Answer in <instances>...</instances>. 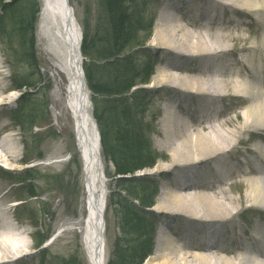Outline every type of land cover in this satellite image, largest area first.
Listing matches in <instances>:
<instances>
[{
	"label": "bare ground",
	"instance_id": "1",
	"mask_svg": "<svg viewBox=\"0 0 264 264\" xmlns=\"http://www.w3.org/2000/svg\"><path fill=\"white\" fill-rule=\"evenodd\" d=\"M225 1L229 2L226 6L224 3L220 5L213 1L198 0H164L162 3L165 10L172 8L176 12L172 18L169 15L160 18L156 23L152 37L156 50L173 52L170 49H176L180 53L196 54V67L188 72L205 76L193 78L174 74L183 73V66L187 62L183 57L176 60L174 53L164 52L167 57L159 59L162 60L163 68L159 69L150 84L159 92L166 84H171L188 92L197 91L199 96L195 98L196 108L192 109L193 98L188 97V94H163L162 99L167 98V102L176 108L169 112L163 110L165 138L161 147L168 152L170 163L166 167L158 165L153 172L146 174L151 176L159 173L166 177L165 187L159 195L155 209L165 221L161 223L162 228L169 229L175 238L160 237L158 254L144 264H264V165L255 152V159L247 157L249 152L246 150L233 152L232 140L236 138L237 132L222 129L223 123L228 124L229 120L218 126L213 125L214 120L217 121L226 111L224 104L219 102L223 97L247 96L250 106L244 111L246 126L242 132L249 136L246 142L240 140L237 144L252 142L256 146L264 147V97L257 88V82L264 81L261 59L259 73L256 71L257 63L253 59L249 61L251 72L243 66L240 70L244 76L242 82L226 80L228 66L235 64L233 61L230 64L221 62L227 54L235 58L246 51L254 57L262 48L241 43L249 41L251 35H256L258 31L247 32L250 31L247 29V37L240 31L244 29H230L235 34L226 33L214 37L205 33V36L199 34L195 37L186 24L177 23L179 16L184 17L188 12L192 14L195 10H200V17L197 19L207 29L215 24V19L219 22L225 20L226 25L238 24L235 22L237 18L234 19L233 15L229 14L230 10L238 15L242 13L234 7L235 5L244 7L255 15H264V0ZM40 2L37 25L40 67L50 84V112L57 133L61 135L48 159L52 164H69L68 162L76 159L80 168L78 198L74 203L75 198L72 200L71 214L61 220L59 235L68 234L70 240L78 241L86 264H106L104 215L108 191L98 130L91 116L90 96L84 81L82 29L68 0ZM206 2L213 10L206 7ZM193 18L196 19L194 16ZM252 22L254 23L249 25L255 26V21ZM263 24L261 22V25ZM236 59L238 57L234 59L236 63L242 64ZM0 89L6 91L8 88L0 86ZM15 100V95L11 92L0 91V110ZM234 102L233 100L232 105H236ZM1 116L2 114L0 118H3ZM7 128L8 125L1 126L0 135L3 132L6 134ZM7 143L14 148L17 145L11 135L0 138V167L10 170L22 169L16 161L10 162L14 157L5 151L4 146ZM260 154L264 157V152ZM159 157L162 161L168 160L163 154H159ZM4 179L5 185L0 186V208L5 206L14 194L10 190L3 194V189L11 182L10 179ZM229 181L231 183L228 185ZM212 182L218 184L214 188L218 189L211 190L209 194L206 188L210 187ZM244 183L245 195L239 199L228 197L225 189L242 191ZM73 185L77 188L75 182ZM75 195L73 192V196ZM245 202L249 206L243 213H250L248 215L251 217L244 222L233 220L234 210ZM11 209L5 210L4 214L0 211V264H25L30 259L29 245L22 237L25 232L10 233L16 230L18 225L6 220ZM233 252L239 255H222ZM41 256L44 257V253Z\"/></svg>",
	"mask_w": 264,
	"mask_h": 264
},
{
	"label": "rangeland",
	"instance_id": "2",
	"mask_svg": "<svg viewBox=\"0 0 264 264\" xmlns=\"http://www.w3.org/2000/svg\"><path fill=\"white\" fill-rule=\"evenodd\" d=\"M99 1L100 0H69L70 6L74 10L75 16L81 26L82 32L84 33L85 29V32H87L89 36H91V34L97 29L96 25L98 23ZM198 1H213L215 4L220 5L224 3L225 6L229 4V2L225 0ZM2 2V6L5 7L0 8V86L7 87L8 89L6 91H2L1 88L0 91L4 93L11 92L13 95H15L16 100L8 107L2 108L0 110V114L3 115L1 116L3 118H0V127L3 125H8V128L6 129L7 133L5 134L3 132L0 135V138L2 139L4 135L5 137L11 135L13 139L16 140L17 145L15 148L10 143H7L4 148L8 155L14 157V160L10 162L15 163L16 161V163L20 165L22 169H8V171H5V169H0V174L2 173V176L0 175V186L5 185L4 178H6L8 175L12 176V179H16L12 180L9 178L11 182L8 183L3 189V194H7L8 190L13 191L14 194L10 197V201L5 206H3L1 210L3 208L10 210L8 205L17 203V205H14L15 208H12L14 209V212L11 210L7 215V219L9 221L15 222V224H18L16 225V230L10 231L11 234L25 232L22 237L29 245L30 252V259L28 263L25 264H85L83 262V255L79 249L80 247L77 240H70V236L68 234L66 236L65 234L59 235L58 233L55 236L56 231L61 226V220L71 214L72 200L75 198V200H73L74 203V201H76L78 198L80 168L76 159L68 162L69 164L65 162V164H51L47 166L48 162H50L48 156L50 153H52L53 148L58 144L61 135L57 133V129L54 126L55 122L50 112V84L46 81L45 75L42 73V69L40 67L41 64L39 60V49L37 46H31L29 42H27L30 29V12L32 8L36 6V0H21L19 2L5 0ZM162 3L163 0H151L146 2V10L145 8H138V10L145 11L144 19L146 24L148 23L152 26V30L149 33L150 37L143 50L136 51L137 49H133L131 55L132 62L136 64V66H139L140 68L144 67V69L147 68L149 71L153 72V76H151L149 83L141 86L143 92L146 95L144 96L145 102L147 103L148 107L152 109L151 115L146 117V120L150 121L153 116L155 117L154 128H152L148 134L149 139H151L150 141L152 150L157 154H163L168 158L167 161H158L153 169L147 171L148 173L153 172L158 165L166 167L170 163L169 154L166 149L161 147V142L165 138L163 136V119L165 117L163 110L169 112L172 106L169 107L167 101L162 99L163 94H167L169 92L188 94V97L193 98L191 100L192 109L196 108L195 98L199 96L198 93H196L197 91L190 90V92H188V90L176 87V85L166 84L161 92H159L158 89L156 90L154 86H150L153 78L157 75V73H159V69L163 68L162 60L159 59L167 57V55L163 54L164 52L170 54L174 53L173 56H176V59L184 57L187 62V64L183 66V73L174 74L193 78H202L205 76L199 73H190L191 69L196 67L195 60L197 61L196 58H198H194L196 54L192 55L184 52L180 53L176 49H170L173 52H160L156 50V45L153 43L152 37L154 35L156 23L158 22L157 20L162 15V10L160 9L162 7ZM206 7L213 10V8L209 6V3H207ZM234 7L240 9L242 12L240 15H238L231 10L229 11V14L233 15L234 19L237 18V21L235 22L238 24L226 25L225 20L219 22L218 19H215V24L208 27V29H212L210 31L205 28V26H202L201 22H199L197 19L200 17V10H195L192 14H189L191 12H188V15L184 14V17L179 16V18H177V23L186 24L187 29L190 30L192 34L195 35V37L199 34L204 35L205 33L212 34L214 37L216 35L226 33L235 34L234 31L240 29H244L240 31H243L242 34L247 37V29H250V31L247 32H256L257 30V34L251 35L249 41L241 43L242 45L247 43V45H255L262 48V50L257 54H254V57L252 56V53L246 51L245 54L248 56L239 54L235 57H238L236 60L242 62V64H238V62L236 63L234 60L235 58L229 54L225 55L226 58L221 59L222 63L230 64L233 61L235 64V66H228L225 79L241 81L243 80L242 78L244 76L240 70L243 69V66L245 68V65H249V60H255V63H257L256 71H258V73L260 59L264 66V24L261 25V22L264 23V15L262 13L255 15L241 6L235 5ZM193 16L196 17V19L193 18ZM251 19L252 21H255V26L249 25L254 23L251 21ZM20 27L24 28L22 29L24 30V33L19 32ZM230 29H233L234 31ZM21 42L23 44H21ZM35 43L37 45L36 40ZM190 60H192V62L189 63ZM247 68L249 69V67ZM247 71L251 72V69ZM216 77L220 78L222 76ZM259 84L264 87V81L259 82ZM211 94L219 96L215 92H211ZM260 94L264 96V88ZM239 98L240 97L222 98V103L224 104L226 111L219 117L217 121L214 120L213 125L218 126L224 121L229 120L228 124L223 123L222 129L237 132L236 138L232 140L234 141L232 143L234 146L233 152L237 150H246L249 152L247 144L240 143L237 146L238 141L242 140L243 142H246L245 140L249 136L246 135L245 132H242V129L246 126V122L244 121V111L250 106V104L249 102H244ZM233 100L235 101L234 104L236 105H232ZM36 157H39L40 161L32 160L28 163V160ZM101 158L108 191L104 220L106 224V252L109 258L114 241L119 235V217L122 210L117 204L118 195L125 197V192L122 190L124 189L122 185L116 183L114 179L107 178L113 174V167L112 164L108 163V161L102 157V155ZM157 160L158 158L156 161ZM34 169H36V171ZM140 173L142 172H139L135 175L139 176L137 177L138 179H140V177L146 178L144 175L140 176ZM147 178L157 184L159 191L157 198L155 199V206L153 208L157 218H155V220L153 219L154 222H156L154 230L155 247L153 254L148 258L151 259V257L158 254L157 247L159 235L157 236L156 231L160 223L163 222V219L161 218L160 213L156 212L157 210L155 208L157 206L158 200L160 199L159 195L165 187L164 184L166 182V177H162L159 173H156ZM6 179H8V177ZM17 179L19 181L30 179V182H27L29 184H25L23 182L18 183ZM72 182H75L77 188H75ZM230 183L231 182L229 181L227 184L229 185ZM18 186L19 188L22 187V189H19ZM217 186L218 184H212L210 187H207L208 189L206 188V191L211 194V190L218 189H214ZM244 186L245 187L244 189L242 188V191L239 189L225 190L228 197L239 199L240 196L245 195L246 183H244ZM30 190H32L33 193L37 195V197L28 199ZM73 192L76 193L75 196H73ZM62 204L63 206L61 207ZM132 204L134 205V203ZM17 206L19 208L16 210ZM247 206H249V204L245 202L241 207L235 209V216L232 219H249L251 216L248 214L250 213H243L247 209ZM46 234H51L50 240H52V243L49 241L50 244L47 242L42 247H39L38 240L41 237L40 235L45 236ZM169 236L173 237V239L175 238L170 230ZM160 237L168 239V236L165 235H160ZM44 251L46 254L43 259H40L39 253ZM222 255L226 257H235L239 254L233 252L232 254Z\"/></svg>",
	"mask_w": 264,
	"mask_h": 264
},
{
	"label": "trees",
	"instance_id": "3",
	"mask_svg": "<svg viewBox=\"0 0 264 264\" xmlns=\"http://www.w3.org/2000/svg\"><path fill=\"white\" fill-rule=\"evenodd\" d=\"M2 1L5 0H1L0 5ZM126 1H99L97 29L91 36L84 33L81 49L88 60L84 71L92 93L93 115L100 131L103 156L112 164L114 177L152 168L157 159L149 140L148 132L153 123L146 120L150 116L146 95L142 90L132 91L148 84L152 75V71L136 66L131 59L132 50L148 42L152 26L146 24L144 10L127 7ZM36 12L35 6L30 12L27 40L31 46ZM19 29L24 33V28ZM135 182L134 185L126 180L118 182L128 199L119 197L117 202L122 210L119 237L108 264H142L152 252L153 224L150 213L145 210L153 207L156 193L150 192L147 181ZM46 238L41 239L40 245Z\"/></svg>",
	"mask_w": 264,
	"mask_h": 264
},
{
	"label": "water",
	"instance_id": "4",
	"mask_svg": "<svg viewBox=\"0 0 264 264\" xmlns=\"http://www.w3.org/2000/svg\"><path fill=\"white\" fill-rule=\"evenodd\" d=\"M100 234H101V232H100Z\"/></svg>",
	"mask_w": 264,
	"mask_h": 264
}]
</instances>
